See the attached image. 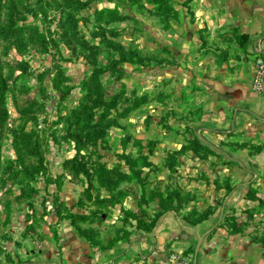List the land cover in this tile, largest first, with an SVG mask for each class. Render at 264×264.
Here are the masks:
<instances>
[{
  "label": "rangeland",
  "instance_id": "374dc122",
  "mask_svg": "<svg viewBox=\"0 0 264 264\" xmlns=\"http://www.w3.org/2000/svg\"><path fill=\"white\" fill-rule=\"evenodd\" d=\"M79 1L83 7L73 9L67 0H0V29L11 20L22 27L17 42L13 33H0L7 84L0 264L19 263L23 251L44 240L56 244L61 227H73L89 245H110L155 221L163 203L157 195L179 198L170 203L179 213H204L211 207L206 193L197 196L201 178L226 179L225 170H215L222 161L214 154L201 160L180 150L206 101L193 82L200 69L227 60L202 29L188 27L185 8L190 17L192 0ZM120 17L126 18L114 21ZM95 92L115 100V108L89 128L106 110L94 108ZM127 159L136 162L141 180L101 187L92 173L99 167L129 173ZM254 192L264 196V180ZM249 201L235 211L237 234L264 251V202Z\"/></svg>",
  "mask_w": 264,
  "mask_h": 264
},
{
  "label": "crops",
  "instance_id": "0c3cea01",
  "mask_svg": "<svg viewBox=\"0 0 264 264\" xmlns=\"http://www.w3.org/2000/svg\"><path fill=\"white\" fill-rule=\"evenodd\" d=\"M188 6L193 15L187 17L185 8L188 27L194 33L202 29L203 39L213 40L227 56L223 64L200 69L193 82L206 98L193 134L221 159L215 170L226 172V179L201 178L197 196L206 193L208 218L193 224L185 213L166 211L151 230L133 229L103 247L87 244L73 227H61L56 244L44 240L39 249L23 251L16 264H172L180 254L191 264H264V252L228 226V217L237 218L235 211L249 207L250 199L264 202L254 192L264 180V76L261 89L254 88L257 61L264 54V0H192Z\"/></svg>",
  "mask_w": 264,
  "mask_h": 264
},
{
  "label": "trees",
  "instance_id": "16d2710c",
  "mask_svg": "<svg viewBox=\"0 0 264 264\" xmlns=\"http://www.w3.org/2000/svg\"><path fill=\"white\" fill-rule=\"evenodd\" d=\"M71 3L72 8L73 9H79L83 7V3L80 2L79 0H67ZM191 1V0H188ZM1 5V2H0ZM171 9L170 7L166 8L163 12L164 15H166L168 12H170ZM126 17H120L115 19L114 21H119V20H125ZM67 26L72 27L73 29H75L76 27V23L72 20V18L67 17ZM22 27L15 25L14 21L11 20L10 23L6 26H4L2 29H0V33H6L7 36L9 35V33H13L14 35V40L19 41V35L18 32L19 30H21ZM34 31H37V29H34ZM38 38V43L42 44L45 48L48 49V46L45 42V39H43L41 36H37ZM1 69H0V127L4 124V119H5V113L1 110V107L3 106V99L5 96V93L7 91V84L5 80H1ZM91 81L95 82L97 84L98 80L95 76H92L90 78ZM95 100H96V105L94 108L96 107H100V106H105V112L103 114H100L98 119H96V121H94V123L91 124V127L89 126V128H92L94 125L98 124L99 122L102 123L103 118H105L107 115H109V111L110 109L115 108V100H111L110 102H105L102 99V96H99L97 92H95ZM144 100H141L139 102L140 104H143ZM146 102V101H145ZM138 107V104L135 105V107L133 109H136ZM87 117H92L93 114L90 115H86ZM26 139V138H25ZM181 153H185L186 151H191L193 153V155L201 160H205L207 158V156L209 155H213V152L208 149V147L202 145L199 140L194 136V134H190V137L187 141V143L180 149ZM174 155H176L175 153H173ZM22 156V155H19ZM77 164V163H76ZM127 164H128V168H129V173H124V172H120L114 169H105L104 167H99L100 169L97 171L95 170L92 174H98L97 176L99 178H101V187L106 188L107 190H111L113 189L114 186L118 185L121 182L124 181H130L132 180V178L134 180H141V177L139 175V172L137 170H135V166H136V162L133 161L132 159H127ZM78 165V164H77ZM79 166V165H78ZM82 171L84 170L83 167L81 169ZM87 176V175H86ZM106 176V177H105ZM103 177H105L103 179ZM157 198H159V203H162L161 205V210L158 212L157 217L159 215H161L163 212L166 211H174L177 214H180L177 210L176 207H174L173 205H170L171 202H175L176 200H179V198L174 197V196H164L162 197L161 195H157ZM169 203V206L165 207L164 203ZM262 202V201H261ZM211 211H204V213H196V212H191L187 215L184 216V219L189 222V223H200L204 220H206L208 218V216L210 215ZM156 217V219H157ZM155 219V221H156ZM155 221H153V223H142L141 229L139 230H143V231H149L154 227ZM228 226L230 228V232L232 234H237L238 232H240V227H239V223L238 220L236 218H234L233 216H229L228 217ZM263 251V250H262ZM264 252V251H263Z\"/></svg>",
  "mask_w": 264,
  "mask_h": 264
},
{
  "label": "built area",
  "instance_id": "2783aa9c",
  "mask_svg": "<svg viewBox=\"0 0 264 264\" xmlns=\"http://www.w3.org/2000/svg\"><path fill=\"white\" fill-rule=\"evenodd\" d=\"M256 75L254 77V88L258 91L261 89V78L264 76V54L257 61ZM172 264H191L190 258L186 255L180 254L173 256Z\"/></svg>",
  "mask_w": 264,
  "mask_h": 264
}]
</instances>
